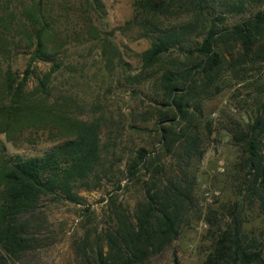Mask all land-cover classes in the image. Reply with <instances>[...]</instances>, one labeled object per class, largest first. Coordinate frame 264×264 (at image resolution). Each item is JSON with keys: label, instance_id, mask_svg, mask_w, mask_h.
I'll return each instance as SVG.
<instances>
[{"label": "trees", "instance_id": "1", "mask_svg": "<svg viewBox=\"0 0 264 264\" xmlns=\"http://www.w3.org/2000/svg\"><path fill=\"white\" fill-rule=\"evenodd\" d=\"M87 5L103 10L99 0H87ZM220 6L224 10L207 7L203 0H134L133 16L124 27L137 28L139 37L150 41L139 55L137 78L157 77L161 105L170 114L156 124L158 147L139 148L126 158V179L140 187L134 206H125L117 193L109 195L103 232L79 240L78 264H145L176 241L183 227L201 218L209 242L203 264H264V229L246 228L255 209L264 214V90L258 93L252 123L233 132L242 156L226 173L230 198L208 205L201 216L194 193L192 165L203 155L197 133L202 100L195 99L196 90L214 86L205 96L218 94L224 71L234 81L246 79L253 65L264 74V0H231ZM53 10L52 0H0V134L14 140L36 130L62 140L30 158L7 156L0 142V264L33 249L35 236L44 230V199L80 205V189L101 185L99 121L73 117L53 99L65 49ZM231 18L234 22L226 23ZM88 34L99 39L93 26ZM109 50L107 60L113 64L119 53L115 47ZM17 51L29 56L21 73L6 60ZM38 63L48 69L39 71Z\"/></svg>", "mask_w": 264, "mask_h": 264}, {"label": "rangeland", "instance_id": "2", "mask_svg": "<svg viewBox=\"0 0 264 264\" xmlns=\"http://www.w3.org/2000/svg\"><path fill=\"white\" fill-rule=\"evenodd\" d=\"M99 1L103 5L101 12L88 6L87 0H52L55 9L52 15L57 20L56 34L65 42L59 56L63 66L53 81V99L73 117L99 121L104 160L101 185L90 190L80 189L79 195L84 199L80 205L44 199L41 204L46 222L44 230L40 237L35 236L32 250L8 264H78L79 240L88 234L103 232L109 195L117 193L118 200L125 206H134L140 187L135 185L136 180L126 179V158L139 148H157L156 124L164 114H170L161 105L163 97L157 77L143 82L138 79L141 78L138 76L141 72L139 55L149 47L150 41L140 38L137 28L124 27L133 16L134 0ZM229 1L203 0L207 7L215 10H224L220 5ZM234 19L226 23L232 24ZM88 26L97 29L99 39L90 38ZM109 47H115L119 53L113 64L107 60L112 56ZM28 59L23 51L13 52L6 58L12 70L18 73L24 71ZM36 66L42 72L48 69L41 63ZM245 75L246 79L234 81L224 71L220 76L221 91L210 98H206L205 92H213L214 86L205 92L200 88L196 90L195 99L202 100L197 133L203 155L193 163L192 170L201 216L208 205L225 203L230 198L232 188L226 184V173L242 156L241 145L233 132L252 123L258 93L264 90L263 70L259 71L257 65ZM0 142L7 156L30 158L42 156L62 140L48 139L42 131L26 130L14 140L0 134ZM118 182L122 189H117ZM36 214L39 218V210ZM247 220L248 231L257 233L264 229V214L258 209ZM227 222L228 218L222 224ZM207 229L202 218L191 221L183 227L176 241L145 264H203L204 250L209 246Z\"/></svg>", "mask_w": 264, "mask_h": 264}]
</instances>
